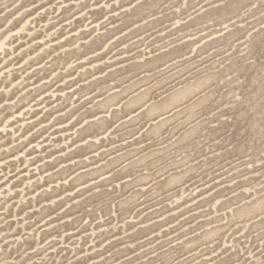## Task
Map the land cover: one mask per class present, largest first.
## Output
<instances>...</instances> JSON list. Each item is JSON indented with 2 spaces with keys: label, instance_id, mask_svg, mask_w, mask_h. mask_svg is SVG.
Returning a JSON list of instances; mask_svg holds the SVG:
<instances>
[{
  "label": "rangeland",
  "instance_id": "obj_1",
  "mask_svg": "<svg viewBox=\"0 0 264 264\" xmlns=\"http://www.w3.org/2000/svg\"><path fill=\"white\" fill-rule=\"evenodd\" d=\"M264 0H0V264H264Z\"/></svg>",
  "mask_w": 264,
  "mask_h": 264
},
{
  "label": "snow or ice",
  "instance_id": "obj_2",
  "mask_svg": "<svg viewBox=\"0 0 264 264\" xmlns=\"http://www.w3.org/2000/svg\"><path fill=\"white\" fill-rule=\"evenodd\" d=\"M261 55H264V52H262Z\"/></svg>",
  "mask_w": 264,
  "mask_h": 264
}]
</instances>
